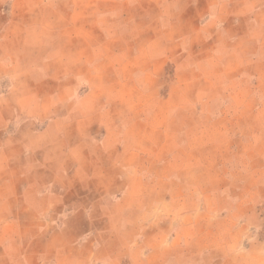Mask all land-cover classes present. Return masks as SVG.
<instances>
[{"label": "crops", "instance_id": "crops-1", "mask_svg": "<svg viewBox=\"0 0 264 264\" xmlns=\"http://www.w3.org/2000/svg\"><path fill=\"white\" fill-rule=\"evenodd\" d=\"M169 2L0 0V264H244L251 255L248 210L180 203L183 194L157 189L151 195L166 199L148 207L135 184L163 181L174 160H147L128 115L111 108L113 91H97L157 82L172 64L187 87L202 74L206 116L215 101L218 117L253 114L252 104L250 113L231 105L261 96L264 0H174L176 14ZM197 20L204 42L217 38L213 60L189 58L196 34L187 26Z\"/></svg>", "mask_w": 264, "mask_h": 264}, {"label": "rangeland", "instance_id": "rangeland-1", "mask_svg": "<svg viewBox=\"0 0 264 264\" xmlns=\"http://www.w3.org/2000/svg\"><path fill=\"white\" fill-rule=\"evenodd\" d=\"M169 1L168 13L176 14L174 0ZM179 3L187 7L192 4V0H179ZM194 12L201 16L204 14V7L197 5ZM182 24L186 26V21ZM187 29L196 34L190 41L192 48L189 58L197 62L205 54L210 55L209 60H213L212 47L217 38L212 36L205 42L202 40L200 20L189 23ZM186 45L184 38L179 43L180 51L173 57L176 61H180L182 55H185L182 48ZM201 48L205 51L199 52ZM155 49L156 46H152V53L149 55H159L158 47ZM259 72L263 78V83L258 86L260 99L256 102L234 101L231 105L232 108L246 106L243 112L250 113L252 104L253 114L251 112V115L246 116H238L230 111L229 116L218 117L216 113L219 104L216 101L209 107L210 114H203L201 96L207 87H204L202 74H195L192 79L194 83L187 87L183 84L185 78L175 77L172 64L164 67L157 82L150 79L151 82L146 85L131 83L97 86L100 93L107 88L113 91L116 99L111 108L115 113L125 112L128 115V122L133 126L132 140L136 143L139 139L144 140L140 149L148 156L147 160H174L164 165L163 181H151L149 178L141 182L142 186L135 184L148 192V207L164 203L166 197L151 195L157 189L183 194L179 197L180 203L199 205L206 199L208 205L223 208L238 206L242 210H248L250 217L247 221L250 226L244 231L243 248L245 251L246 246L252 245V250L249 257H244V264H264V70ZM214 76L218 80V75L214 73ZM230 86L228 92L234 89L233 84ZM224 90L225 86L220 89L217 85H211L213 96L224 93ZM145 92L151 95L157 92L162 96L170 92L174 98L168 103L154 99L146 101L143 98ZM146 102L152 110L147 118V110H143ZM100 103L101 107L102 102ZM170 107L176 110L172 117L167 111ZM170 172H173V176L178 175L180 180L177 182L166 179ZM135 203L131 202L132 205ZM163 221L166 226L167 223ZM37 235L38 233L35 234L36 237Z\"/></svg>", "mask_w": 264, "mask_h": 264}]
</instances>
